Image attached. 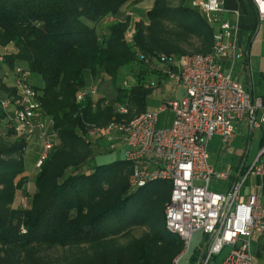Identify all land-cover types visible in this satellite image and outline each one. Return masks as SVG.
<instances>
[{
    "label": "trees",
    "instance_id": "16d2710c",
    "mask_svg": "<svg viewBox=\"0 0 264 264\" xmlns=\"http://www.w3.org/2000/svg\"><path fill=\"white\" fill-rule=\"evenodd\" d=\"M213 34L187 0H0V88L14 94L4 77L28 69L55 133L30 177L28 139L9 124L0 129V264L172 263L183 242L164 224L170 182L132 188L123 158L92 161L103 136L88 132L146 111L149 74L163 78L177 70L174 59L210 52ZM92 83L96 92L77 101Z\"/></svg>",
    "mask_w": 264,
    "mask_h": 264
},
{
    "label": "built area",
    "instance_id": "2783aa9c",
    "mask_svg": "<svg viewBox=\"0 0 264 264\" xmlns=\"http://www.w3.org/2000/svg\"><path fill=\"white\" fill-rule=\"evenodd\" d=\"M249 1L258 21H264V0ZM192 5L212 26L217 22L218 28L214 29L210 52L187 53L177 70L170 72L183 95L165 101L158 111H143L128 120H112L104 127L90 129L88 134H102L109 142V150L121 146L123 159L131 167L128 182L132 188L156 180L170 182L164 224L167 232L179 236L183 242V250L171 264H179L196 231H202L208 238L197 264H208L224 245L231 248L219 264H256L249 245L253 236L264 234V206L255 193L240 200L239 190L249 173L264 175V146L252 164L237 173L230 189L219 193L208 189L211 179H227L229 174L208 164L207 142L217 135L226 145L233 136L235 123L245 117L251 127L264 123V96L253 97L231 78L230 69L225 73L218 63L225 57L233 63L241 55L237 46L238 28L231 24L221 1L194 0ZM158 58L167 62L173 56L159 54ZM29 78L28 69L14 68L11 85L15 92L8 95L0 88V112L16 132L40 142L36 169L54 147L55 133L53 120L43 114ZM96 90L95 83L79 89L76 100L82 101L87 93ZM162 110L172 113L167 127L156 126L158 112ZM256 111H260L258 119ZM119 112L126 109L120 107ZM26 201V195L22 194L20 204L25 206Z\"/></svg>",
    "mask_w": 264,
    "mask_h": 264
},
{
    "label": "rangeland",
    "instance_id": "374dc122",
    "mask_svg": "<svg viewBox=\"0 0 264 264\" xmlns=\"http://www.w3.org/2000/svg\"><path fill=\"white\" fill-rule=\"evenodd\" d=\"M170 4H177V0H167ZM194 0H187L188 4H193ZM213 28H218V23L213 22ZM258 32L256 37L252 40L250 46V58L248 62V74L253 83L256 82L258 78L259 69L253 64L252 53L256 49L261 51L264 48V21H260L257 26ZM222 60V59H220ZM219 60V61H220ZM174 63L177 62L176 59L173 60ZM219 63V62H218ZM230 62L226 61L221 63L222 69L224 72H228L230 69ZM167 76L163 78H157L155 74L151 73L150 81H153L154 84L151 87L150 91L146 95V111H158L159 107L172 98H179L181 95V86L178 84L173 76ZM230 75L232 79H237L245 83V78L247 75V69L243 68L237 63H234ZM31 83L40 84L39 80L35 75L30 77ZM248 79V78H247ZM9 82H12V77L8 76ZM102 89L111 94L110 86L107 81L103 82L101 85ZM256 93L264 91V88L256 87ZM256 118H259V111L255 113ZM172 113L169 110H162L158 112L157 116V127H167L171 124ZM4 127V120L0 119V129ZM260 137L259 127H251L248 119L245 117L242 120L235 123V129L233 137L223 144L220 140V137L217 135L212 136L207 142V162L215 170H225L226 172L232 173L235 169V166L240 163L244 164L245 167H248L256 156L258 152V140ZM28 143L25 154H24V164L25 169L33 168L34 157L40 151V142L36 139H33ZM109 142L103 138L99 141V150H97L92 158L94 162H108L113 159L123 158V151L121 146L118 144L113 150H109ZM260 161V160H259ZM35 169L30 171V177L33 175ZM227 182L225 181H215L213 178L210 182V189L212 190H222L226 186ZM28 186H31L30 181L28 180ZM141 233V230L137 229L134 231V234L138 236ZM208 238L202 231H196L192 234L188 250L180 258L179 264H197L201 255V252L207 242ZM230 245H224L221 251L218 254H215L211 257L208 264H219L223 257L227 254ZM250 253L253 256L254 262L256 264H264V235L253 236L250 240L249 245Z\"/></svg>",
    "mask_w": 264,
    "mask_h": 264
},
{
    "label": "crops",
    "instance_id": "0c3cea01",
    "mask_svg": "<svg viewBox=\"0 0 264 264\" xmlns=\"http://www.w3.org/2000/svg\"><path fill=\"white\" fill-rule=\"evenodd\" d=\"M220 1H221V5L226 9V15L229 18L231 24L237 26V28H238L237 46L241 52V55L238 56L233 63H231V60L229 57L222 58V60L219 61L220 67L222 69V66H221L222 61L225 63H226V61H228L231 63L230 64V72H231V69H232L234 63H237L240 66H242L243 68L247 69V75L245 78V80H246L245 83L238 81L237 79H233V80L240 83L243 86V88L249 94H251L253 97L264 96V91H260L259 93H256V91H257L256 87L264 88V48H262L261 51L256 49L252 53V59L254 62L253 64L256 66V68L259 69L258 78H257L255 83H253L251 81V78L249 77V74H248V62H249V58H250V46H251L250 44H251L252 40L257 35V32H258L257 26L259 25L260 21H258L256 14L254 12L253 6L249 0H220ZM4 80L6 82H8L9 84H11V82H9L7 77H4ZM182 95H183V91L181 88L180 97ZM259 115H260V111H259ZM0 119L4 120V126H6L8 124L5 118L0 117ZM255 127H259V129H260V137L258 140V152H259L260 148L262 146H264V123H261L260 125L255 126ZM31 141H34V140L33 139L27 140L26 148H27L28 143H30ZM258 152L256 153V156H257ZM35 156L38 157V154ZM256 156L254 157V159L256 158ZM37 157H34L33 168L28 169V170L25 169V172H24L25 175L30 176V174H31L30 171L35 169L34 163H35ZM254 159H253V161H254ZM250 165H248V166H250ZM245 168L246 167L244 166V164L240 163V161H239V164L235 166V169L232 173L227 172L229 174L227 179L215 180L217 182L218 181L227 182L224 189L212 190V189H210V183L208 185V189L211 191L219 192V193H225L227 190L230 189V187L232 186V184L236 180L237 173H239L240 171H243ZM212 169H214V168H212ZM251 193L257 194L258 198H259L260 205L264 206V175L249 173L245 177V179L243 180V182L240 186V190H239L240 200H246L247 197ZM262 235H264V234H262Z\"/></svg>",
    "mask_w": 264,
    "mask_h": 264
}]
</instances>
